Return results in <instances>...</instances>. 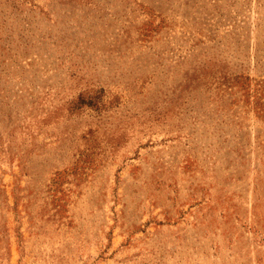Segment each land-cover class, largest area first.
<instances>
[{
	"label": "rangeland",
	"instance_id": "1",
	"mask_svg": "<svg viewBox=\"0 0 264 264\" xmlns=\"http://www.w3.org/2000/svg\"><path fill=\"white\" fill-rule=\"evenodd\" d=\"M0 264H264V0H0Z\"/></svg>",
	"mask_w": 264,
	"mask_h": 264
}]
</instances>
